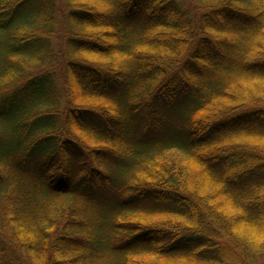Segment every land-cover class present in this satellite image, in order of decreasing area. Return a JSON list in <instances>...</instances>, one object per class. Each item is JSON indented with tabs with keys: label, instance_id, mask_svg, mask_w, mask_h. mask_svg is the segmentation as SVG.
<instances>
[{
	"label": "trees",
	"instance_id": "1",
	"mask_svg": "<svg viewBox=\"0 0 264 264\" xmlns=\"http://www.w3.org/2000/svg\"><path fill=\"white\" fill-rule=\"evenodd\" d=\"M184 4L0 0V264L264 260V0Z\"/></svg>",
	"mask_w": 264,
	"mask_h": 264
},
{
	"label": "rangeland",
	"instance_id": "2",
	"mask_svg": "<svg viewBox=\"0 0 264 264\" xmlns=\"http://www.w3.org/2000/svg\"><path fill=\"white\" fill-rule=\"evenodd\" d=\"M184 1H185V0H184ZM184 1L181 0V3H182L183 5H185V4H184ZM56 43L59 44V43H62V42H59V43H58V38H56L55 44H56ZM89 104H92V103H89ZM222 114H223V113H222ZM213 118H215V117H213ZM261 264H264V260L261 262Z\"/></svg>",
	"mask_w": 264,
	"mask_h": 264
}]
</instances>
